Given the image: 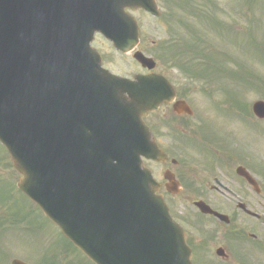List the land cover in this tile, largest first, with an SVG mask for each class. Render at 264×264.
<instances>
[{
    "label": "water",
    "instance_id": "1",
    "mask_svg": "<svg viewBox=\"0 0 264 264\" xmlns=\"http://www.w3.org/2000/svg\"><path fill=\"white\" fill-rule=\"evenodd\" d=\"M125 7L154 10L155 3L0 0V141L21 175L19 189L95 264H192L140 161V154L160 160L141 118L170 101L171 87L160 78L129 85L101 69L98 57V78L78 79L67 71L76 60L61 61L58 53L72 27L67 19L107 33L115 19L109 12ZM120 19L115 45L126 51L132 30ZM253 109L264 117L262 102Z\"/></svg>",
    "mask_w": 264,
    "mask_h": 264
},
{
    "label": "rangeland",
    "instance_id": "2",
    "mask_svg": "<svg viewBox=\"0 0 264 264\" xmlns=\"http://www.w3.org/2000/svg\"><path fill=\"white\" fill-rule=\"evenodd\" d=\"M157 2L160 11V15L157 18L147 15L142 10L133 13L139 24V41L128 54L113 52L100 36L95 37L94 44L96 47L102 53H110L106 54L108 62L105 66L120 75L129 77V74L132 72H147L138 63L133 61L132 54L134 50L138 49L145 55L156 57L157 64L152 70L163 74L176 87L179 96H185L187 102H193V109L198 111L195 118L202 116L200 112H203V109H205V121L207 124H211L208 128L214 132L213 137L216 138L217 133H221L222 131L228 132L232 139H236L243 144H249L250 147H253L257 160L256 163L263 165L264 130L261 127L264 128V124L256 126L251 122L252 120L249 115L239 118V116L234 115L232 112H226L225 106L218 105L217 103L221 100L226 105L224 103L225 96L220 91L219 85L232 92H237L239 96L237 97L242 99L240 103H246L248 105H251L253 101L258 99L264 100V85L262 84L258 90H254L236 83L222 82V79L218 80L217 78L213 80V83L206 84L201 80L190 78L183 74V64H178L177 62L175 64L172 63V60L180 59L178 52H174V49L180 52L183 51L182 53L184 54L182 56L185 59L190 58V55H188L190 49L185 50L184 47L180 48L179 45L176 44L174 46L172 44L173 49L172 45H168L167 43L178 40L184 45L193 48L195 51L200 49L203 52L202 39L199 38L201 36L205 42L207 40L214 46L213 48L209 46L205 48L210 52V58L214 62V58L236 60L243 68L250 71L253 70L259 77L264 79V50L260 51L256 49L264 48L262 45L264 43V0H157ZM198 9L199 11L201 9L200 12L202 14ZM195 10L196 13H199L197 15H191ZM202 15L204 17H201ZM186 24L190 26L189 29L192 31L190 34L187 30L188 28H186ZM227 27H230V30ZM250 31L253 35H251L249 41L253 43V46L256 47L255 49L246 45V43H249L246 32L251 34ZM212 64L214 65L213 62ZM187 67L190 71L200 69V66H193L192 64L187 65ZM226 68L227 70L235 69L236 63H228ZM215 75L219 76L220 74L215 73ZM244 82L246 83L247 81ZM204 88L207 89L209 96L203 93L206 90ZM196 105L199 107H197L198 109H196ZM165 109L166 107H164L162 113L155 111L144 117L146 126L151 129V134L154 138L159 134L161 126L158 120L162 118ZM180 121L183 122L180 117L173 116L166 124L173 127L175 123L177 124ZM193 121L195 123H201V119ZM196 127L197 125L193 126L192 130L196 129ZM177 134L182 135L180 131ZM201 134L203 132L199 128V131L195 132L193 137H190L189 141H193L191 144L186 141H181L178 144L176 141L175 147L177 151L182 152L187 157L188 155H194L193 157L197 159L205 160L206 157H218L215 152L216 148L209 145L207 141H204V138L202 141L199 140V138L201 139ZM187 138L188 136H183V139L187 140ZM164 150L169 156L174 158L178 157L177 154L169 151L166 146H164ZM3 151L0 146V159L5 158L0 162V176L8 177L10 175L14 183L17 178ZM148 166L153 168L154 177L159 178L157 175L159 166L151 162H149ZM4 177H0V179H4ZM4 181L6 180L4 179ZM165 198L175 201L173 205L180 211L177 214L181 216L182 221L185 214L193 212L191 216L186 215L185 218L192 217L191 223L195 226H192L191 229V232L196 235L194 236L196 245H193L194 254L196 253V257L194 258L195 263H208L209 259L206 255H202L199 259V254L203 251L210 257L215 258L213 254L214 248L221 244L226 245L227 243L229 245V252L231 253L230 260L232 264H264V251H261L262 249L253 248L257 246H251L249 244L252 242L250 238L246 237L242 240V238H239V234L231 233V231L241 230L246 236V233L253 231L264 244V224L260 223L264 220V200L260 198L262 201L259 200V203L256 202L254 205L255 213L261 215L260 221L248 218L238 212L235 221L225 231L224 226L213 222L207 217L202 216L201 219L197 218L194 214V207L192 208L187 198L185 199L184 194H179L176 197L165 195ZM29 208L33 214L28 217L29 222L32 224L29 232L32 261L40 255H45L49 258L53 257V264H73L71 261H78L79 264H89L81 254L72 248L67 247L64 250L63 242L60 239L57 229L50 225V223L42 220L32 206L29 205ZM18 233V230L13 231L15 235H18ZM197 235L204 238L201 244H198L200 241ZM226 236L228 238L230 236L235 241L234 244H231ZM204 244H207L208 249L203 247ZM196 247H199V250H195ZM63 251L66 252V256L63 254ZM216 260L218 261L217 258Z\"/></svg>",
    "mask_w": 264,
    "mask_h": 264
},
{
    "label": "flooded vegetation",
    "instance_id": "3",
    "mask_svg": "<svg viewBox=\"0 0 264 264\" xmlns=\"http://www.w3.org/2000/svg\"><path fill=\"white\" fill-rule=\"evenodd\" d=\"M107 62L106 55H103V64L105 65ZM167 106L168 105L160 106L156 110L162 113L164 107H166L162 118L158 120L161 128L159 129V134L155 136V140L159 146H166L169 151L177 154L178 157L176 159L174 157H171V159L166 158L164 163L160 165L157 164V166H159L157 172L159 178L156 179L157 182H159L158 192L167 196L170 195L171 192H175V194L178 195L184 194L185 199L187 198L192 208L195 201L200 200L209 204L216 210L222 208L232 209V205L218 198L224 193L229 195L232 194L240 197L243 202V208L238 209L243 212L251 210L255 205L253 201H255L256 192L248 183L249 181L238 175L236 171L238 167H243L247 173L255 179V161L254 155L249 149L251 148L250 145L243 146L239 151L232 149L227 140L219 139L217 142V152H220V154H218L217 159L206 161L203 159H194L190 155L187 157L180 151H177L175 142L177 141L179 144L181 141L190 140V137H193L194 133L199 131V128L202 127L203 121L200 117L195 118L194 113L191 115L176 114L172 106ZM246 113L253 117L252 112L250 113L249 110ZM173 116L180 117L183 122L180 121L177 124L175 123L173 127L167 125L166 123L170 118H173ZM200 119L201 123H195L193 121H198ZM196 125V129L192 130V127ZM179 131L182 135L177 134ZM226 134L230 135L227 132ZM183 136H188L187 140L183 139ZM165 177L170 178V181L165 180ZM259 183L256 184L255 188L258 186L261 191L262 184L261 182ZM166 202L172 216L181 220V216L177 214L180 212L177 211V208L173 205L175 201L167 198ZM29 205L27 198L18 192L16 188L12 186L0 188V264H13L15 260H19L23 264H47V258H41L33 262L30 255V236L28 228H26L29 222L28 217L31 214ZM238 205L239 204L236 202L235 206L237 207ZM192 213L183 214V221L181 220L180 222L184 225L186 241L193 253V245H196L194 236L196 235L191 232V229L192 226H195L191 223L192 217L185 218L186 215L191 216ZM194 214L196 215L195 212ZM206 217L223 226L222 222L218 221L212 215ZM231 221L233 222L234 218H230L229 223ZM16 226L19 228L17 229L19 232L18 235L13 234V231L16 230ZM197 237L200 241L198 244H201L200 239L202 238L199 235H197ZM203 247L208 249L207 244H204ZM203 247L200 248L204 249ZM198 248L199 247H196L195 250H199ZM228 248L229 245L227 243L226 245L221 244L216 246L214 248V254L226 258V253L229 255ZM202 255L209 256L202 251V253L199 254V259ZM221 261L224 262L223 260Z\"/></svg>",
    "mask_w": 264,
    "mask_h": 264
}]
</instances>
